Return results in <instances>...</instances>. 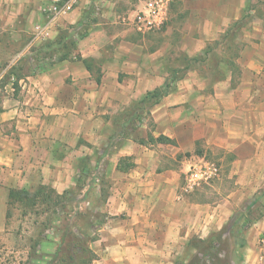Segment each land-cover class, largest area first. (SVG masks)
<instances>
[{"label":"crops","instance_id":"obj_1","mask_svg":"<svg viewBox=\"0 0 264 264\" xmlns=\"http://www.w3.org/2000/svg\"><path fill=\"white\" fill-rule=\"evenodd\" d=\"M117 1L80 0L51 20L45 11L51 0H0V63L6 64L0 79L20 60L33 63L34 53L60 34L86 31L68 58L47 70L23 71L17 89L14 76L0 87V224L10 189H74L85 160L84 202L101 200L96 211L106 214L97 239L89 242L91 264H192L209 250L219 259L228 254L236 264H258L264 216L246 230L238 224L264 187V55L253 56L236 88L230 68L210 76L189 65L175 89L120 142L114 113L162 85L171 70L169 44L150 49L132 37L141 33L133 20L145 0L127 16L131 26ZM100 5V14L93 13ZM246 7L247 0H182L180 11L189 14L181 44L186 57L201 58L208 41ZM81 58L89 59L93 71ZM150 132L175 142L148 141ZM204 148L230 155L227 170L211 180L216 190L229 183L214 200L181 190L191 164L210 160L199 155L186 162L183 156ZM126 157L134 165L119 168ZM91 188L93 198L87 197ZM236 223L245 233L239 243L231 231ZM227 237L234 244L230 252L221 248Z\"/></svg>","mask_w":264,"mask_h":264},{"label":"rangeland","instance_id":"obj_2","mask_svg":"<svg viewBox=\"0 0 264 264\" xmlns=\"http://www.w3.org/2000/svg\"><path fill=\"white\" fill-rule=\"evenodd\" d=\"M181 1L173 0L169 18L163 27L145 34L134 32L132 37L142 40L150 49L162 46L164 48L169 44L168 71L171 68H183L189 64L200 67L210 76L213 74L218 76V74L223 75L224 70L230 68L233 71L231 85L236 88L245 67L253 56L264 55V0H247V7L239 18L232 19L227 27L219 30L213 39L208 41L206 47L211 48V51L209 53L205 52L206 50L201 52V61L188 59L186 57L188 55L181 47L188 32V29H184V24L189 18V14L184 15L180 11ZM143 2L144 0H118L116 4H118L120 14L127 17ZM101 10L102 6L100 5L94 8L93 13L100 14ZM99 14H92L93 19L101 18ZM124 21L127 25L122 21V26H131L128 17ZM60 36H64V33ZM67 40L68 38L65 39V41ZM5 67V63H0V71ZM262 70H264L263 66ZM1 83L2 81H0ZM133 107L134 104H130L125 111L114 113V119L117 122L122 121L125 114ZM199 155L217 162L219 167L223 161L218 176L221 174V169L227 170L228 168L229 153L214 148L189 152L182 159L188 162ZM222 177L225 178V176ZM211 183L213 182L205 183L188 194L197 195V198L214 200L216 197H221V194L224 195V192L227 191L226 187L229 185L228 182L224 183L221 185L222 188L218 186L220 188L217 187L216 190V186ZM81 189L82 185L78 183L70 192L61 195L63 192L52 191L48 186L42 187L31 191L32 194L24 197L23 200H15L12 203L8 196L6 220L4 224H0L2 226L0 227V264H89L88 253L84 249L85 240L82 239L85 233L83 229L87 226V222L97 214L96 210L100 209L101 200H94V205L86 204L84 202L86 197ZM34 194L36 196H33ZM56 194L59 195L56 196ZM94 194L95 191L91 188L87 192V197L93 198ZM254 213L250 215H254ZM231 231L237 237L233 238L238 243L241 238L244 239L245 233H240L237 223L231 227ZM261 236L264 234L259 238ZM232 242L233 240L227 237L221 244V248L228 249L230 252L234 246ZM78 245L81 248L77 247ZM212 256L215 264H236L233 259L230 260L228 254L222 256L221 259L215 253H212Z\"/></svg>","mask_w":264,"mask_h":264},{"label":"trees","instance_id":"obj_3","mask_svg":"<svg viewBox=\"0 0 264 264\" xmlns=\"http://www.w3.org/2000/svg\"><path fill=\"white\" fill-rule=\"evenodd\" d=\"M86 35V31H78V32H69L66 31L64 36L61 37L60 40H57V42L47 43L45 46L46 48L37 50L34 54L35 61L33 63H28V61H18L17 63L11 65L3 75V77L0 79L2 83L0 84V87H3L7 81L14 76L16 78V82H14V86L18 87V79L22 75V72L24 70L28 72H35V71H43L49 69L51 66L55 65L56 63L68 58L70 54L73 52V49L76 47V41L79 37H83ZM68 38L67 41L65 39ZM54 45V46H53ZM211 51V48H207L205 52L209 53ZM82 59V58H81ZM197 61H201L200 57L191 58ZM89 70L93 71L92 64L89 62V59H82ZM189 68V64H187L184 68H172L168 76L166 77L164 83L155 89H152L148 91L144 97L136 102L134 104V107L125 114L122 121H120V124L116 128V133L119 134L121 137L120 142H122L126 138H130L134 132V130L138 127L140 123L144 120L145 116L149 113L150 108L159 103L162 98L167 95L169 92L175 89L176 83L178 80H180L184 75L186 74L185 69ZM96 75L97 82H100V75L99 70ZM179 72H182L181 74H177ZM0 109H1V94H0ZM148 141L151 142H163V143H174L175 140L161 134L158 137H155L152 132H150ZM145 140L142 139L141 143H144ZM129 157L121 158L118 167L121 169L129 168L130 166L134 165L133 162L129 161ZM87 167V163L85 160L82 161V164H80V174H78L76 180L79 184H83L86 178V174L84 172V169ZM54 191V190H52ZM71 190H66L61 195H65ZM32 192L26 189H10L9 190V198L10 202H14L15 200H23L24 197L31 195ZM59 194H56L58 196ZM33 196H36L34 194ZM253 212L254 215H250ZM106 214L104 213H97L94 215V218L89 220L87 222V226L83 229L85 232L83 234V240H85L84 249L88 253V263L91 264L92 260L95 258L94 252L89 247V242L94 241L98 237V229L101 227L103 222L105 221ZM264 216V187L259 190L254 200L248 205L245 212H242V214L239 216L242 221L239 222L240 230H246L248 229L253 222L258 220ZM81 248L79 245L77 246ZM209 248V247H208ZM209 250L208 252H200L198 256L195 258V260L192 262V264H215V262L212 260L213 256L212 253H215V251ZM72 258L74 256H71Z\"/></svg>","mask_w":264,"mask_h":264},{"label":"built area","instance_id":"obj_4","mask_svg":"<svg viewBox=\"0 0 264 264\" xmlns=\"http://www.w3.org/2000/svg\"><path fill=\"white\" fill-rule=\"evenodd\" d=\"M80 0H51L45 7L49 19L73 10ZM173 0H145L144 4L136 13L133 20L135 28L141 33H148L163 27L167 22ZM219 173V167L213 161L205 158L191 164L185 173V179L181 187L183 194H188L205 183H209ZM259 260L258 264H264V236L258 241Z\"/></svg>","mask_w":264,"mask_h":264}]
</instances>
